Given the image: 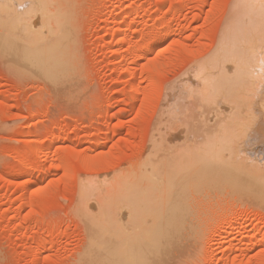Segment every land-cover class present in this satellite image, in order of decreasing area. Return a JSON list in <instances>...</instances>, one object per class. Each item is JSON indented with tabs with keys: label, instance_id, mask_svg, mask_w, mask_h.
<instances>
[{
	"label": "rangeland",
	"instance_id": "374dc122",
	"mask_svg": "<svg viewBox=\"0 0 264 264\" xmlns=\"http://www.w3.org/2000/svg\"><path fill=\"white\" fill-rule=\"evenodd\" d=\"M240 1L71 0L76 57L68 88L13 72V60L0 58V264H90L84 184L105 177L108 188V176L140 165L158 118L174 108L170 129L183 98L190 103L184 81L217 51L239 7L246 10ZM118 27L126 30L122 44ZM146 42L154 50L140 59ZM179 83L181 108L167 103ZM185 106L174 122L195 112ZM93 186L87 198L100 200ZM223 192L220 211L208 209L196 226L184 221L183 240L160 264H264V195Z\"/></svg>",
	"mask_w": 264,
	"mask_h": 264
},
{
	"label": "bare ground",
	"instance_id": "6f19581e",
	"mask_svg": "<svg viewBox=\"0 0 264 264\" xmlns=\"http://www.w3.org/2000/svg\"><path fill=\"white\" fill-rule=\"evenodd\" d=\"M241 1L247 8L241 14L242 6L236 11L239 15L217 51L185 79L190 103L182 96L185 90L179 89L183 84H176V90L172 85L171 94L168 91L169 105L181 91L186 111L189 105L195 112L181 118L180 125L174 122L185 104L181 108L177 97L179 103H173L181 112L171 120L173 131L167 127L168 113L174 110L170 107L166 115L162 111L161 122L158 118L151 143L134 171L132 166L121 170V178H115L116 173L108 176V188L105 177L102 183L97 180L99 185L82 183L85 222L92 237L86 263L160 264L167 261L169 248L183 240L184 221L196 226L208 209L220 211L222 191L242 197L264 195V0ZM71 6V0H0V58L13 60L11 71L35 74L62 88L71 86L76 57ZM125 31L115 30L120 43L126 41L120 37ZM128 45L130 52L135 45ZM151 47L147 43L140 48V59L154 50ZM35 151L36 147L24 153ZM92 185L96 191L91 195L103 191L100 200L87 198ZM195 237L193 233L187 239L192 243ZM211 244L209 236L204 245Z\"/></svg>",
	"mask_w": 264,
	"mask_h": 264
}]
</instances>
